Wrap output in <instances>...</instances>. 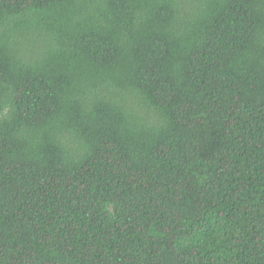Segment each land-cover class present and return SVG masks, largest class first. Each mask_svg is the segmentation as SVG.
I'll return each instance as SVG.
<instances>
[{
	"label": "trees",
	"instance_id": "trees-1",
	"mask_svg": "<svg viewBox=\"0 0 264 264\" xmlns=\"http://www.w3.org/2000/svg\"><path fill=\"white\" fill-rule=\"evenodd\" d=\"M0 264H264V0H0Z\"/></svg>",
	"mask_w": 264,
	"mask_h": 264
}]
</instances>
